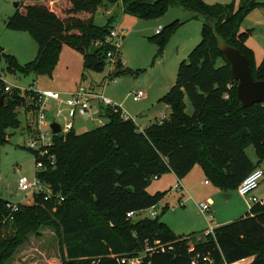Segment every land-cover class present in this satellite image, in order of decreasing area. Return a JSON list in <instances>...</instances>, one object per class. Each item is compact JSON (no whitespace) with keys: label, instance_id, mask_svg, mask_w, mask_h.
Segmentation results:
<instances>
[{"label":"trees","instance_id":"16d2710c","mask_svg":"<svg viewBox=\"0 0 264 264\" xmlns=\"http://www.w3.org/2000/svg\"><path fill=\"white\" fill-rule=\"evenodd\" d=\"M120 1L123 14L140 19L157 18L168 6H176L201 21L199 43L180 62L175 83L161 98L170 114L140 131L132 119L121 118L120 110L107 108L104 124L54 135L49 147L54 162L37 174L63 200L35 196L32 204H21L13 219L3 222L9 214L8 200L0 196V264H6L17 245L40 224L52 225L63 237L59 264H122L116 256L141 252L145 254L139 264H235L248 258L247 264H264V197L243 216L215 227L193 243L188 239L198 233L178 237L158 215L124 220L127 212L136 214L164 198L167 190L147 191L154 177L172 172L181 179L198 164L209 182L228 190L237 188L252 169L264 163V105L241 107L237 81L218 49L220 41L237 48L248 59L253 79L264 80V57L257 67L253 64L245 44L247 32L240 30L242 19L254 7H264V1L239 0L237 6L203 0ZM101 3L21 1L4 24L35 40V57L20 66L15 56L0 47V62L4 60L9 71L19 67L22 73L51 76L66 44L82 54L81 79L88 71L102 70L106 53L112 49L105 38L114 17H108L103 26L95 25V11ZM181 24L175 20L152 37L159 53ZM126 72L123 68L113 77ZM0 96L4 97L0 102L1 145L8 141L7 130L20 125L16 109L35 110L36 93L15 88L7 94L1 83ZM185 98L191 114L185 111ZM249 146L257 156L255 162L245 151ZM111 220L117 224H109Z\"/></svg>","mask_w":264,"mask_h":264},{"label":"rangeland","instance_id":"374dc122","mask_svg":"<svg viewBox=\"0 0 264 264\" xmlns=\"http://www.w3.org/2000/svg\"><path fill=\"white\" fill-rule=\"evenodd\" d=\"M21 1L23 0H0V47L3 43L5 47L10 48V52L5 50V53L15 56L20 66L32 60L37 51L35 40L27 32L9 30L4 24L6 18L15 11L17 4ZM29 1L35 3L37 0ZM107 1L102 0V3L97 6L94 16V23L97 26L105 25L107 18L110 17L104 13L103 5ZM110 1L115 0L108 2ZM118 1V8L120 6L122 9L121 1ZM256 1L263 2V0ZM61 5L64 6V3L61 2ZM108 7L113 6L109 4ZM118 8L112 9V18L114 17V23L120 22V28L125 31V38L120 48L122 61L106 63L102 70L88 71L85 78L81 79L82 54L63 44L51 76L36 75L33 72L22 73L19 67L9 71L5 61L2 60L0 67L5 70L6 81L20 90L37 91L49 88L58 92L57 97L63 102L68 97L67 92L73 90L79 83L86 85L92 83L97 85V88H101L99 90L120 106L123 112L130 115L134 123L142 129L155 123L161 112L169 116L170 107L161 98L175 83L180 62L186 60L191 50L199 43L201 24L194 20L185 23L189 13L192 12L176 6H168L161 16L149 19L121 14ZM175 20L181 21L183 24L170 35L162 52L159 53V47L152 37L156 35L159 26L163 29ZM240 29L247 32L245 44L251 50L253 64L257 67L264 57V7L257 6L250 10L242 19ZM123 68L127 71L126 73L113 77L114 72L121 71ZM138 90L143 91L145 95L140 100L134 101L130 93ZM30 102H32L31 97L27 98L28 105L31 104ZM185 102V111L187 114H191L192 107L187 98H185ZM45 108L49 114L57 110L55 102L52 100L46 104ZM60 108L63 111L66 109L62 102ZM15 112L20 125L18 128L8 129V141L0 145V196L11 202L30 204L34 202V198L31 195L25 196L24 192L17 189V179L20 175L31 178L34 173V154L27 147V142L32 135L27 133L25 122L26 116H28V128L34 133L36 110L26 112L25 108L20 106ZM100 119L102 123L107 121L105 117H100ZM74 123V129L78 132L101 125L97 120H86L80 116L75 117ZM245 151L253 162L257 160L253 147L249 146ZM260 167L264 168V163H261ZM162 176L158 179H151L147 191L154 193L155 191L168 190L164 198L152 209L140 210L133 217L126 215L124 220L133 222L139 218L150 216V211L155 210L160 221L164 222L178 237L201 231L204 227L200 224L204 222L205 215L198 210L194 202H191V205L183 210L178 205L179 191L161 188L165 185V178H161ZM210 184L217 192L216 203L212 207L213 217L217 218V214L223 211V204L236 207L246 203L236 188L224 190L212 182ZM202 189L197 190L198 194L204 192ZM260 191H264V178L254 191L258 198L263 197L257 195ZM225 192L230 195L229 198L224 196ZM191 197L197 202L204 199V197L195 195ZM165 205H168V209L162 211ZM109 224L116 225L117 223L111 220ZM204 234L206 232L198 233L188 240L193 243L203 239ZM62 241V235L52 225L40 224L17 245L6 264H59ZM250 260L251 258H248L235 264H247Z\"/></svg>","mask_w":264,"mask_h":264},{"label":"built area","instance_id":"2783aa9c","mask_svg":"<svg viewBox=\"0 0 264 264\" xmlns=\"http://www.w3.org/2000/svg\"><path fill=\"white\" fill-rule=\"evenodd\" d=\"M161 30L162 27L159 26L156 30V33H159ZM124 36L125 31L123 28L114 25L110 27L105 38V42H107L112 47V49L106 53L105 63L110 64L115 61H122L120 48L123 43ZM95 44H99V42L97 41ZM5 75V70L0 67V83L3 85L4 92L11 94L13 89L16 87L12 86L6 81ZM96 87L97 85L92 83L87 85L81 83L73 90L67 92L68 97L64 102L59 100L57 97L58 92H55L51 89L35 91L36 125L34 127V133L27 142V147L36 154L34 160L35 169L31 178L26 175H20L17 179V189L20 192H24L25 196L31 195L33 198H35V196L41 195L44 200L54 199L56 202H61L63 200V197L60 194L55 193L51 185L43 181L37 173L43 171L47 167V164H53L54 156L49 153V147L52 145L53 136L57 134H65L72 128L74 129V119L76 116H81L84 119L91 121L97 120L101 125L104 124L99 117L100 109L98 108L96 101H99L103 106L112 109L114 112L120 110L122 119H132L130 115L121 111L120 106L112 102L102 92L96 91ZM228 87L230 88L231 85H228ZM130 94L134 101H138L144 96V92L141 90L132 91ZM227 97L228 95L224 94V98ZM51 100L55 102L57 110L54 113L49 114L46 111L45 106ZM61 102L66 107L64 111L60 108ZM166 118L167 117L164 113H160L157 118V122L160 123ZM51 122H56L59 125L60 131L58 133L53 134L52 128L50 127ZM137 128L140 130L138 126ZM155 178L156 177H154V179ZM263 178L264 168L259 166L252 169L238 184L236 189L238 193L244 198L248 207H250L252 204L262 202L263 198H258L254 194V191L259 186ZM204 183H209V181L204 180ZM174 188H177V185ZM21 204L25 203L8 201L6 203V207L9 210V214L3 219V222L11 221L13 219L12 214L18 211ZM210 205L211 201L208 199L198 202V210L206 216L209 222L213 219ZM150 209H152V207ZM126 215L128 217H133L135 213L127 212ZM150 216H156V211L151 210ZM213 229L214 228L210 226L209 232H212ZM144 254V252H141L131 257H116L117 260L122 264H139L142 261Z\"/></svg>","mask_w":264,"mask_h":264},{"label":"crops","instance_id":"0c3cea01","mask_svg":"<svg viewBox=\"0 0 264 264\" xmlns=\"http://www.w3.org/2000/svg\"><path fill=\"white\" fill-rule=\"evenodd\" d=\"M108 1L105 2V4L103 5V7H104V13L106 14L107 17L108 16H112V9L113 8H118V5H119V4H117V3H119L118 0L117 1L115 0L113 2H111V1L108 2ZM203 1L206 2V3H208V4H213V3L225 4V3H229L230 2V0H203ZM231 2H235V5L237 6L239 0H232ZM109 4H111L113 7H108ZM118 10H119V13L123 14L122 13V9H121L120 6H119ZM190 20L191 21L194 20V21L200 22V24H201V21L199 19L192 17V13H189V17L185 21V23L187 21H190ZM112 25L121 27L120 26V22H118V23L112 22ZM124 38H125V36H124ZM1 46H2L1 48L3 49L4 52H5V50H8L10 52V48L5 47V44L2 43ZM120 55H121V53H120ZM79 84H81V83H79ZM99 89H101V88H97V87L95 88L96 91L102 92ZM144 95H145V93H144ZM96 103H97L98 108L100 109L99 117H101V118L105 117L108 120V115L106 114L107 107L103 106L99 101H96ZM121 111H122V109H121ZM166 117H168V116H166ZM28 119H29V117L26 116V122H25L26 127L25 128L28 130L27 133L29 135H32L33 134L32 131L28 128V126H29ZM156 122H157V119H156ZM137 126L139 127V125H137ZM139 129L140 130H143L140 127H139ZM79 132H83V131H79ZM161 178H165V182H164L165 185H163L161 188L176 189V190L179 191L180 196L178 194V196H179L178 205L181 208H183V210H185V208L188 205H191L190 204L191 202L196 203L197 208H198V202L195 201V200H193V198L191 197L192 195H195L196 197H204V199L203 200H200V201H204V200H207V199L211 201L210 210H211V214H212V218H213L212 219V222L210 223L207 220L206 216H204V222H202L200 224V226H203L204 228H202V230L199 231V232L196 231V233H202V232L209 233L210 226L212 228H215V227L220 226L222 224L229 223V222L233 221L234 219H236V218H238L240 216H243L247 212L248 206H247L246 203H245L246 205L245 204L244 205L241 204V205L236 206V207H233V206H225L223 204V211L220 214H217V218L216 217H213L212 207L216 203V198H217L216 195H217V192L215 191L214 188L211 187L212 185L210 184V182L209 183H204V180H207V179L204 176V173H203L200 165H198V164L194 165L192 167V169L188 172V174H186L181 179H178L172 172H168V173L164 174ZM155 179H158V178H155ZM176 185H177V188H174ZM200 188H203L204 189V192L201 193V194H198V191L197 190L200 189ZM257 195H260V197H262V196L264 197V191H260V193H257ZM224 196L226 198H229L230 197V195H228L226 192L224 193ZM30 204H32V203H30ZM166 206L167 207L165 208V210L168 209V205H166ZM153 207H155V206H153Z\"/></svg>","mask_w":264,"mask_h":264},{"label":"water","instance_id":"95a60500","mask_svg":"<svg viewBox=\"0 0 264 264\" xmlns=\"http://www.w3.org/2000/svg\"><path fill=\"white\" fill-rule=\"evenodd\" d=\"M218 49L229 63L231 73L237 81L236 95L241 107H248L254 103L264 105V80L253 79L246 56L240 53L237 48L223 41L218 43ZM3 98V96H0L1 103ZM50 127L53 134L60 131L59 125L56 122H51Z\"/></svg>","mask_w":264,"mask_h":264}]
</instances>
